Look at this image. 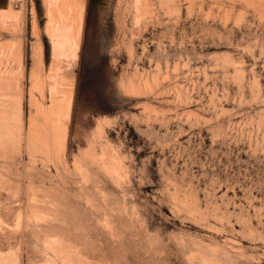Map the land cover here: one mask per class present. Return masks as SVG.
<instances>
[{
    "label": "rangeland",
    "instance_id": "obj_1",
    "mask_svg": "<svg viewBox=\"0 0 264 264\" xmlns=\"http://www.w3.org/2000/svg\"><path fill=\"white\" fill-rule=\"evenodd\" d=\"M0 264H264V0H0Z\"/></svg>",
    "mask_w": 264,
    "mask_h": 264
},
{
    "label": "bare ground",
    "instance_id": "obj_2",
    "mask_svg": "<svg viewBox=\"0 0 264 264\" xmlns=\"http://www.w3.org/2000/svg\"><path fill=\"white\" fill-rule=\"evenodd\" d=\"M74 9V8H73ZM74 12H75V10H73ZM74 15H76V14H74ZM64 45V44H63Z\"/></svg>",
    "mask_w": 264,
    "mask_h": 264
}]
</instances>
